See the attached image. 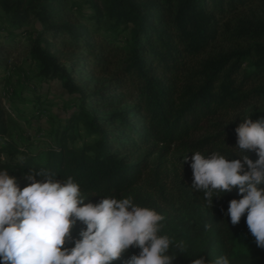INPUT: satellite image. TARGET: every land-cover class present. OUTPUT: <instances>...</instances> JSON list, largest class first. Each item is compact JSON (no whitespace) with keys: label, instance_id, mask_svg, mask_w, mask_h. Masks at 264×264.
Masks as SVG:
<instances>
[{"label":"trees","instance_id":"obj_1","mask_svg":"<svg viewBox=\"0 0 264 264\" xmlns=\"http://www.w3.org/2000/svg\"><path fill=\"white\" fill-rule=\"evenodd\" d=\"M251 1L83 0L87 10L79 18L67 0H0V16L12 28L26 32L33 25L28 54L38 75L60 81L79 103L39 156L6 139L16 122L0 96V168L21 183H30L23 178L30 169L47 170L57 179L71 176L85 203L130 196L153 208L137 188L150 156L172 146L213 147L216 137L192 136L214 125L212 120L254 101L264 103V47L209 52L223 38L264 39V25L239 17ZM122 32L127 34L121 39ZM9 49L0 42V67L6 66ZM246 60L250 71L241 70ZM246 116H264V105ZM78 126L86 139L76 146L73 129ZM235 127L217 133L222 137L215 151L238 153L231 147ZM248 155L257 158L254 151ZM219 195L212 207L201 198L203 214L180 221L171 238L183 241L184 250L171 249L177 256L173 264H189L199 255L208 260L225 255L230 264H264V249L256 246L244 215L236 225L226 215L228 201L238 198L235 187ZM240 236L248 241L245 253L235 252ZM137 251L130 247L111 264H122Z\"/></svg>","mask_w":264,"mask_h":264},{"label":"clouds","instance_id":"obj_2","mask_svg":"<svg viewBox=\"0 0 264 264\" xmlns=\"http://www.w3.org/2000/svg\"><path fill=\"white\" fill-rule=\"evenodd\" d=\"M234 133L231 147L238 153L195 151L190 161L187 155L182 160L191 169L190 188L203 194L205 205L212 207L219 193L235 187L238 198L228 201L226 215L233 225L244 215L256 246L264 249V116H245ZM253 151L255 160L248 155ZM23 178L30 183L21 188L14 174L0 168V264H111L130 247L138 251L122 264H173L177 256L171 249L184 250L183 241L161 234L164 216L130 196L85 203L71 176L57 179L47 170L30 169ZM78 221L82 227L73 236ZM189 264L230 261L225 255L213 260L199 255Z\"/></svg>","mask_w":264,"mask_h":264},{"label":"rangeland","instance_id":"obj_3","mask_svg":"<svg viewBox=\"0 0 264 264\" xmlns=\"http://www.w3.org/2000/svg\"><path fill=\"white\" fill-rule=\"evenodd\" d=\"M70 10L74 16L80 18V14L87 10L83 0H67ZM84 17V16H82ZM240 19L260 23L264 25V0H253L239 11ZM85 18V17H84ZM83 19V18H82ZM28 31L12 28L7 20L0 16V42L9 46L6 58V66L0 67V96L3 99L4 108L16 122L9 130L6 139L13 142L18 148L27 150L31 154L42 156L57 132L66 125L70 116L77 110L78 99L75 94L66 91L60 81L56 79L43 78L38 75V67L29 59V43L34 37V27L28 25ZM127 32H122L121 39ZM111 37V35L108 34ZM264 47V39L248 40L236 38L232 40L219 39L213 43L209 52H237L245 50L253 45ZM251 62L246 60L241 65V70H252ZM263 102H252L228 115L210 121L211 124H221L214 127H205L192 136L193 139L201 140L208 137L212 139L210 145L199 152L207 154L215 151L222 135L220 131L236 126L241 119L253 110L263 107ZM78 146L86 139V135L78 126L73 129ZM4 138H0V146ZM191 150L172 146L161 156L156 154L150 156L147 168L137 188L140 193L151 200L153 208L164 216L161 221V234L172 237L175 231L180 230V221L195 218V214H203V194L193 192L190 188L192 173L188 162L182 157L187 155L191 159ZM225 156L234 154L233 149H227ZM236 153V152H235ZM5 159V157L3 156ZM233 158H235L233 156ZM27 183L19 182L22 188ZM82 224L78 221L71 230L76 236ZM248 241L240 236L235 243L236 253L248 251Z\"/></svg>","mask_w":264,"mask_h":264}]
</instances>
